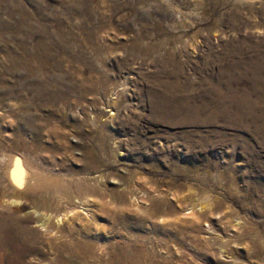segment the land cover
Here are the masks:
<instances>
[{
  "label": "rangeland",
  "instance_id": "1",
  "mask_svg": "<svg viewBox=\"0 0 264 264\" xmlns=\"http://www.w3.org/2000/svg\"><path fill=\"white\" fill-rule=\"evenodd\" d=\"M44 42L45 92L14 64ZM0 264H264V0H0Z\"/></svg>",
  "mask_w": 264,
  "mask_h": 264
},
{
  "label": "bare ground",
  "instance_id": "2",
  "mask_svg": "<svg viewBox=\"0 0 264 264\" xmlns=\"http://www.w3.org/2000/svg\"><path fill=\"white\" fill-rule=\"evenodd\" d=\"M47 45L48 44L44 42L41 43L38 47V49L41 52L45 51L43 52L44 55L42 56H39L36 53H34L33 56L30 57L28 56L24 58L20 56L19 57L14 56L15 68L17 70L21 68L27 69L26 79H25L27 84H29V82H32L34 80V85L32 88L35 89L34 91L38 90L40 87H43V92H45V90L46 91L48 90L46 85H43V83L41 82L42 80L37 78V77H41L42 75L46 77L47 75L46 69L49 66L48 65L49 47ZM19 83L23 85L21 81H19ZM52 89L53 91L46 98V102L55 101V99L59 97L61 98L66 97L65 95L62 96L59 93L55 92L59 89L57 88H56L57 90L56 89L54 90V88ZM34 97H36L37 100L40 98V96H37V94H34L33 98ZM24 99L27 100L26 97H24ZM23 106H25V104ZM1 161L4 164V168H3L4 177L6 178V181H8L9 187L11 189L25 193L31 192V193L39 194L40 196H44V198L42 199H45L44 201L47 203V205L48 203L50 204L53 201L54 202L57 201L56 204L59 205L60 202L64 200L66 201V203H70L75 198L79 199V201H83L82 199H85L86 196L88 195L92 196L97 194V188L95 189L92 188L91 186L93 185L90 182H88L87 178L85 177L83 178L81 175H75L73 179L72 177L68 179L64 176L56 174L57 175V180H56L53 179V177H55L56 175L51 174L49 176L47 175L48 177L44 179L35 172V170H38L39 167L38 162H36V166H34L33 164H31V161L29 162L28 158H26L25 156L5 154L2 157ZM90 174L91 172L90 170H88L87 175ZM74 195L76 196L74 197ZM11 202L13 204L18 203V201L14 199ZM22 207L23 205H21V208ZM59 221L60 219L58 218L57 222ZM41 227L42 229H44V231L48 230L47 228H45V225L43 223H41Z\"/></svg>",
  "mask_w": 264,
  "mask_h": 264
}]
</instances>
